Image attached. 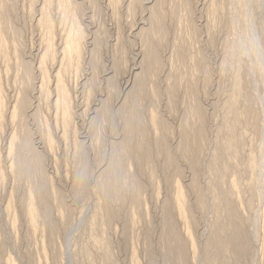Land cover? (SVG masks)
<instances>
[{
  "label": "rangeland",
  "instance_id": "rangeland-1",
  "mask_svg": "<svg viewBox=\"0 0 264 264\" xmlns=\"http://www.w3.org/2000/svg\"><path fill=\"white\" fill-rule=\"evenodd\" d=\"M0 264H264V0H0Z\"/></svg>",
  "mask_w": 264,
  "mask_h": 264
}]
</instances>
